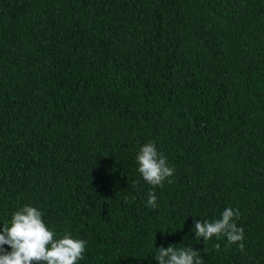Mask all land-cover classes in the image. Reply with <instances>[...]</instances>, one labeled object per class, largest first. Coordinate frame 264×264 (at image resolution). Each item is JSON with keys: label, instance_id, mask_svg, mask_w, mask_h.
I'll return each mask as SVG.
<instances>
[{"label": "trees", "instance_id": "trees-1", "mask_svg": "<svg viewBox=\"0 0 264 264\" xmlns=\"http://www.w3.org/2000/svg\"><path fill=\"white\" fill-rule=\"evenodd\" d=\"M24 205L86 241L77 264H264V0H0V230ZM226 208L244 251L195 239Z\"/></svg>", "mask_w": 264, "mask_h": 264}, {"label": "clouds", "instance_id": "clouds-1", "mask_svg": "<svg viewBox=\"0 0 264 264\" xmlns=\"http://www.w3.org/2000/svg\"><path fill=\"white\" fill-rule=\"evenodd\" d=\"M137 171L144 181L153 188L163 187L164 182L173 176L174 168L170 167L166 158L158 152L155 142L143 144L135 157ZM134 199V197H133ZM154 192H148L147 206L157 207ZM240 216L239 210L226 208L222 216L212 222L195 220V239L209 241L214 236L227 238L228 245L237 244L244 251V229L238 227L235 220ZM43 213L31 205H24L11 216L10 224L3 223L0 230V264H77L84 257L86 241L73 238L65 233L57 238L54 229L46 226L42 219ZM4 245L10 246V251ZM215 250L220 249L217 243ZM158 264H203L197 250L191 246L177 248L172 245L159 247L155 254Z\"/></svg>", "mask_w": 264, "mask_h": 264}]
</instances>
